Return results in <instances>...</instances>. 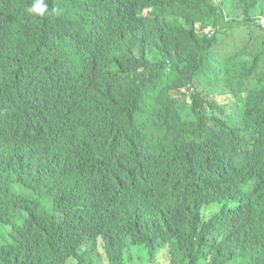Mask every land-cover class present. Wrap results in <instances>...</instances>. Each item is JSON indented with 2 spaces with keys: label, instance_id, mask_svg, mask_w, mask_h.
<instances>
[{
  "label": "trees",
  "instance_id": "trees-1",
  "mask_svg": "<svg viewBox=\"0 0 264 264\" xmlns=\"http://www.w3.org/2000/svg\"><path fill=\"white\" fill-rule=\"evenodd\" d=\"M32 3L0 0V264H264V0Z\"/></svg>",
  "mask_w": 264,
  "mask_h": 264
},
{
  "label": "clouds",
  "instance_id": "clouds-1",
  "mask_svg": "<svg viewBox=\"0 0 264 264\" xmlns=\"http://www.w3.org/2000/svg\"><path fill=\"white\" fill-rule=\"evenodd\" d=\"M147 10L148 9L144 10V15H147ZM28 12L41 17L44 16L47 12V4L45 3V0H34V3H32V5L28 8ZM261 21L264 22V19H262ZM196 32L199 35H208L209 37H212L216 31L212 26L202 27L200 24H197ZM70 260L71 258L67 261L66 264H68Z\"/></svg>",
  "mask_w": 264,
  "mask_h": 264
},
{
  "label": "rangeland",
  "instance_id": "rangeland-1",
  "mask_svg": "<svg viewBox=\"0 0 264 264\" xmlns=\"http://www.w3.org/2000/svg\"><path fill=\"white\" fill-rule=\"evenodd\" d=\"M184 91L182 90L181 93H183ZM181 93H176V96H180ZM206 218H208V213H205ZM99 249L102 253V258L103 261L106 259L105 254H104V250L102 245L99 246ZM160 255L155 253L154 259L152 261H148L147 259V255L145 253V251L142 249L141 251H139V253H135L132 256H129V260L131 264H155L157 263L158 259H159ZM84 260L87 261H93V260H97V256L95 254H87L83 257ZM68 264H78L75 260H70L68 262Z\"/></svg>",
  "mask_w": 264,
  "mask_h": 264
}]
</instances>
